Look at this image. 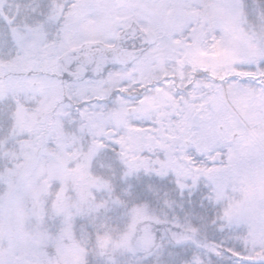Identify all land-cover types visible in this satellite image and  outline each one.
<instances>
[{
	"label": "snow or ice",
	"instance_id": "6c2138e0",
	"mask_svg": "<svg viewBox=\"0 0 264 264\" xmlns=\"http://www.w3.org/2000/svg\"><path fill=\"white\" fill-rule=\"evenodd\" d=\"M0 264H264V0H0Z\"/></svg>",
	"mask_w": 264,
	"mask_h": 264
}]
</instances>
